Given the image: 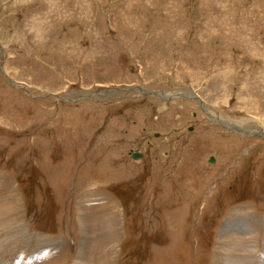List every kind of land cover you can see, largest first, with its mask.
Instances as JSON below:
<instances>
[{"label": "rangeland", "instance_id": "obj_1", "mask_svg": "<svg viewBox=\"0 0 264 264\" xmlns=\"http://www.w3.org/2000/svg\"><path fill=\"white\" fill-rule=\"evenodd\" d=\"M0 264H264V0H0Z\"/></svg>", "mask_w": 264, "mask_h": 264}, {"label": "water", "instance_id": "obj_2", "mask_svg": "<svg viewBox=\"0 0 264 264\" xmlns=\"http://www.w3.org/2000/svg\"><path fill=\"white\" fill-rule=\"evenodd\" d=\"M140 154L139 153H136V152H134L133 154H132V158H134V159H138V158H140ZM209 162L210 163H213L214 162V158L213 157H211L210 159H209Z\"/></svg>", "mask_w": 264, "mask_h": 264}, {"label": "bare ground", "instance_id": "obj_3", "mask_svg": "<svg viewBox=\"0 0 264 264\" xmlns=\"http://www.w3.org/2000/svg\"><path fill=\"white\" fill-rule=\"evenodd\" d=\"M192 98H194V99H196V100H198V98L197 97H194V96H192ZM229 122V121H228ZM228 122H226V124H230V123H228ZM220 124V123H219ZM235 127H237V126H235ZM248 131V130H247ZM244 133V132H243ZM249 134V133H248ZM235 135V134H234ZM219 245V244H218ZM216 249V248H215ZM218 249V248H217ZM215 252H217V250L215 251ZM220 252V251H219ZM223 254V253H222ZM215 257H216V255H215ZM218 257H220L219 259H221V255L220 256H218ZM217 257V258H218ZM28 259V258H27ZM217 260H215V262H216Z\"/></svg>", "mask_w": 264, "mask_h": 264}]
</instances>
